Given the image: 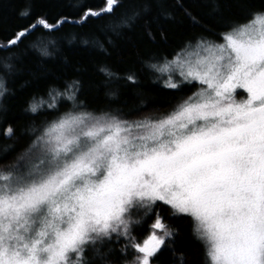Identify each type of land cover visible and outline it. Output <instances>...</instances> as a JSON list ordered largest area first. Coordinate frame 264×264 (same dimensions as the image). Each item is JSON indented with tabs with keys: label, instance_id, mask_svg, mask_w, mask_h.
<instances>
[{
	"label": "snow or ice",
	"instance_id": "snow-or-ice-1",
	"mask_svg": "<svg viewBox=\"0 0 264 264\" xmlns=\"http://www.w3.org/2000/svg\"><path fill=\"white\" fill-rule=\"evenodd\" d=\"M105 5L96 11L69 0L74 11L49 17L33 14L27 0L16 16L26 22L14 26L0 52L24 45L49 56L65 24L113 17L121 6L120 0ZM148 7L135 0L108 27H129ZM158 7L159 16L174 19L168 9L175 7L199 26L180 0ZM72 15L80 19L70 21ZM146 35L156 41L151 30ZM159 35L167 40L163 29ZM92 43L105 48L100 38ZM12 59L0 63V97L8 91ZM147 66L165 89L196 91L169 111L132 120L78 105L75 79L28 103L27 112L47 108L53 118L30 129L34 138L24 152L0 166V264H115L112 246L121 243L125 264H154L176 234L157 210L164 206L173 216L191 217L211 264H264V10ZM98 71L119 79L107 67ZM123 79L137 83L134 72ZM60 100L73 107L60 113ZM4 135L11 138L13 128ZM146 219L149 231L140 241L134 229Z\"/></svg>",
	"mask_w": 264,
	"mask_h": 264
},
{
	"label": "trees",
	"instance_id": "trees-1",
	"mask_svg": "<svg viewBox=\"0 0 264 264\" xmlns=\"http://www.w3.org/2000/svg\"><path fill=\"white\" fill-rule=\"evenodd\" d=\"M27 0H0V43L7 39L14 26L21 22L16 19L18 12L26 6ZM76 2V0H73ZM80 4L96 11L105 7V0H78ZM161 0H143L149 7L142 12L131 26L113 32L108 25L119 18L121 13L130 11L135 0H120L121 6L113 17L91 19L87 23L65 24L54 46H50L49 56H41L35 49H25L21 45L12 53L0 52V63L5 56L13 57L12 71L5 77L7 93L0 97V166L12 163L27 148L34 138L32 128L40 129L53 117L47 108L33 115L27 112L28 103L33 97L47 99L50 87H61L65 82L79 80L80 92L77 104L94 115L104 112L120 115L124 119H140L144 116H157L169 111L182 96L196 91L185 87L174 91L163 87V79L148 68L149 63L162 61L179 51L180 47L201 35L211 36L224 31L235 22H242L253 11L264 10V0H180V3L199 21L193 27L192 21L183 11L169 7L174 19L159 16L158 3ZM168 5L173 0H163ZM69 0H31L32 13L47 14L55 17L61 11H74L67 8ZM78 15L69 16V20H79ZM158 20V23H157ZM167 33V40H162L159 30ZM151 30L156 35L152 42L146 35ZM75 36V39H70ZM93 37L101 39L105 48L102 50L92 43ZM29 40L25 41L28 44ZM88 39L89 43H83ZM101 67L111 69L119 79L106 80L98 70ZM134 72L137 83L129 85L123 78ZM0 75L3 71L0 70ZM62 90V88H61ZM59 112L70 110L71 101L60 100ZM11 126L14 135L8 138L4 129ZM38 134V133H37ZM175 230L174 240L155 259L154 264H211L206 255L203 241L193 231L191 217L173 216L167 206L157 209ZM151 219H146L134 229V235L142 241L149 231ZM116 255L115 264H125L119 255L121 244L113 245ZM129 259L131 257H128Z\"/></svg>",
	"mask_w": 264,
	"mask_h": 264
},
{
	"label": "rangeland",
	"instance_id": "rangeland-1",
	"mask_svg": "<svg viewBox=\"0 0 264 264\" xmlns=\"http://www.w3.org/2000/svg\"><path fill=\"white\" fill-rule=\"evenodd\" d=\"M240 91H242V90H240ZM244 98H246V93H244L243 95H240V96H237L236 97V99L239 101V100H242V99H244Z\"/></svg>",
	"mask_w": 264,
	"mask_h": 264
}]
</instances>
